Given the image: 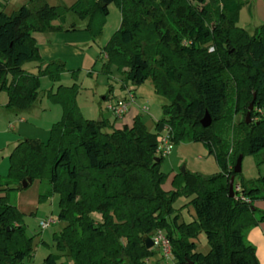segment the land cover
<instances>
[{
	"label": "trees",
	"instance_id": "16d2710c",
	"mask_svg": "<svg viewBox=\"0 0 264 264\" xmlns=\"http://www.w3.org/2000/svg\"><path fill=\"white\" fill-rule=\"evenodd\" d=\"M111 3L121 19L101 48L103 67L115 64L133 86L151 77L155 93L167 101L162 116L154 131L140 114L131 126L115 128L104 117L82 115L73 94L76 83L49 92L62 106L61 119L52 123L46 140L18 139L6 176L0 174V264H24L33 254L23 212L6 193L22 188L28 177L58 192L57 219L65 222L53 233L59 253H49L44 264H147L157 253L146 248L144 237L158 229L170 240L174 264H259L246 233L264 220V210L253 205L264 198V173L246 179L233 170L239 154L253 155L257 165L264 162V23L252 33L237 24L244 0H75L69 7L27 0L10 13L0 3L5 107L14 113L29 109L39 98L40 77L55 81L65 70L57 59L42 67L35 32L81 29L74 21L67 24L72 13L86 20L82 30L94 40ZM30 62L37 64L36 72L24 68ZM205 114L211 123L202 127ZM237 114L242 117L231 148L222 130ZM165 125L173 143L200 141L218 164L213 174L187 169L175 174L173 182L180 180V191L191 196L195 217L188 222L177 221L172 202L179 190L163 189L167 174L159 168L162 157L155 160ZM232 176L239 190L233 186L230 197ZM200 231L207 253L196 250ZM161 259L151 264H168Z\"/></svg>",
	"mask_w": 264,
	"mask_h": 264
},
{
	"label": "rangeland",
	"instance_id": "374dc122",
	"mask_svg": "<svg viewBox=\"0 0 264 264\" xmlns=\"http://www.w3.org/2000/svg\"><path fill=\"white\" fill-rule=\"evenodd\" d=\"M74 1L75 0H48L50 4L60 7H69ZM3 2L2 8L4 12L10 13L16 10L21 4L27 2V0H6ZM241 8L237 24L252 33L257 26L262 24V21L259 18V21L255 20L256 18L252 9L249 12L247 8H243V11H241ZM67 19V22L74 21L78 24L86 23L85 19H81L72 13L67 15ZM120 19L121 13L119 7L115 3H111L109 5L108 14L101 24V32L94 40L86 30L55 31V33L69 35L86 33L87 39L85 40L83 37L79 36L77 41H72L70 44L57 42L56 47L59 56L57 58L45 59L39 49L40 56L44 61L42 67L46 62L54 59L65 62L60 56H66L69 65L75 62L76 57H79V59L81 58V63L79 67L75 65V67L68 68L65 62V70L60 73L59 78L55 81L51 80L48 76L40 77L38 88L40 97L29 109L22 113L23 117L26 119L24 122H19L17 120L18 118H16V114L11 109L5 107L7 100H4L7 98V94L4 90L0 91V121L4 123L2 127L0 126L1 176L5 177L8 172L9 153L18 139L33 137L46 140L49 136L52 123L61 119L63 110L60 102L49 96V92L53 93L58 90L57 87L59 84L70 86L76 83L78 85V88L73 94L75 96V102L85 118L97 119L100 112H102L107 116L109 123L118 124L121 122V119H116L112 114L108 113L106 108H101L99 102H104L101 97L105 94H109L108 98L112 99L122 94L120 83L121 79H123V73L120 72L115 64L107 68L103 67L104 61L97 60L96 58L101 48L119 28ZM39 40L40 39H36L37 46ZM53 43H55V41H52L49 45ZM42 46L44 48L43 50H47L45 43H43ZM46 52L44 53L46 54ZM34 64V62H30L25 64V67L31 68ZM132 88L136 96L133 105L141 111L140 115L144 118L143 122L146 127L150 131H154L155 121L162 116L161 105L167 101L155 93L151 77H148L140 85H132ZM142 107H144L145 110H142ZM241 117L240 114L234 115L232 121L230 120L222 130L223 136L230 137L231 146L229 147L231 148L238 134L237 121ZM250 120L251 117L249 116V121ZM10 123L14 125L13 129L9 128ZM239 135H241V133H239ZM159 168L162 172L167 174L162 184L163 189L179 190L172 202L173 208L175 209L174 214H177V221H191L195 217L194 209L189 203L191 196H187L180 191L179 185L182 184L180 180H178L176 184L173 182L175 174L180 171L182 172V168L202 174H213L217 172L218 164L214 154H209L205 144L200 141H180L173 143L170 154L162 157ZM263 173L264 162L257 165L254 156L246 153L241 161L242 176L246 179H253L259 177ZM48 188L49 185L47 181L40 178H33L31 183L26 187L11 189L6 192L8 201L15 204L19 210L23 212L26 232L33 237V254L30 258L24 259V264H44V258L49 253H59L53 244V233L58 232L65 225V222L57 219L59 194L54 190L47 192ZM260 203L264 204V198L256 199L253 205L261 209ZM94 217L99 219V215L97 214H95ZM45 218H52L55 223L51 224L46 229H41L39 221ZM194 241L197 245V251L202 253L208 252L209 244L206 241L203 231L197 234ZM155 251L157 254L149 258L146 261L147 264H151L158 258L160 259L159 252L156 249ZM61 260H63V258H61ZM161 261L166 263V261L162 259ZM167 263L174 264L173 257Z\"/></svg>",
	"mask_w": 264,
	"mask_h": 264
},
{
	"label": "crops",
	"instance_id": "0c3cea01",
	"mask_svg": "<svg viewBox=\"0 0 264 264\" xmlns=\"http://www.w3.org/2000/svg\"><path fill=\"white\" fill-rule=\"evenodd\" d=\"M3 1H6V0H0V3L4 4ZM244 1H245V3L242 6L241 11H243V8H247V10L249 12L252 9L253 13H254V16L256 18L255 20L259 21V19H260L262 21V23H264V0H244ZM67 21H68V19H66V22ZM55 23H56V21H55ZM67 24H68V22H67ZM76 24H77V27L81 28V29H79V31H81L82 28L85 25V24H78L77 22H76ZM33 35H34V37L36 39H40L39 43H38V46H39V49H40V52H41L42 56L45 59L59 57L58 54H57L58 53V49L56 47L57 46V42L70 44V43H72V41H77L79 39V36L83 37L85 40L87 39L86 38V36H87L86 33H81V34L80 33H75L74 35H69V34H62V33H55V32H47V33H42V32L37 33V32H35ZM52 41L53 42L55 41V43L49 45V43H51ZM43 43H45V47H46L47 50H43L44 49L43 46H42ZM44 52H46V54ZM60 58L65 60V62L68 65V68L75 67V65L79 67V64L81 63V58L79 59V57H76V60H75L74 63H72V65H69V62L66 59V56H60ZM96 58H97V60H102V61L105 60V57H103V55L101 53H98ZM36 67H37L36 63L31 68H26L25 65H24V68L27 71H30V72H36V70H37ZM120 89L122 91V94L117 96V97H114L113 99L112 98H108L109 94H105L104 96H102L101 99H102V101L104 100V102L103 103L99 102L100 107L101 108H103V107L105 108V105L108 102H117V101H120V100L124 99V97L127 95V91H129V90L132 91L135 94L134 89L132 88V85H129V84L125 83V81H123V79H121ZM39 97H40V95H39ZM6 100H7V98H5L4 101H6ZM134 101L128 106L127 111L120 118L114 116L110 111H108L106 109V111L108 113L112 114L116 119H121V122L118 123V124L114 123L113 127L121 128L123 125H128V126L132 125L134 117L137 114H140V112H141L137 107H135L133 105ZM142 110H145L144 107H142ZM22 113L23 112L15 113L16 114V118H18L17 120L19 122H24L26 120L23 117ZM100 117H104V118H106L108 120L107 116L104 115L102 112H100V115H99L98 118H100ZM142 119L144 120L143 117H142ZM3 125H4V123H2V121H0V126L2 127ZM9 128L13 129L14 125L10 123ZM164 190H167V189H164ZM0 195H2V194H0ZM260 207H261V209L264 210V204H261ZM246 239H247V241H249L251 244L254 245L255 254H256V257H257V260H258L259 264H264V220L259 222L258 224H256L255 226H253L252 228H250L247 231Z\"/></svg>",
	"mask_w": 264,
	"mask_h": 264
},
{
	"label": "built area",
	"instance_id": "2783aa9c",
	"mask_svg": "<svg viewBox=\"0 0 264 264\" xmlns=\"http://www.w3.org/2000/svg\"><path fill=\"white\" fill-rule=\"evenodd\" d=\"M212 50V47H210ZM106 57V54H103ZM135 94L132 91H127V95L124 99L117 102H108L105 108L110 111L114 116L120 118L122 117L128 109V106L134 101ZM173 147V141L171 139L170 127L165 125L163 127V132L159 135V140L155 149V155L164 157L170 154ZM235 189L239 190V186L235 184ZM243 200H246L243 196H237ZM55 223L52 218H45L39 221V226L41 229L48 228L51 224ZM153 241V247L159 252V256L163 261L169 262L173 257L171 250V243L166 233L162 229L154 231L150 236Z\"/></svg>",
	"mask_w": 264,
	"mask_h": 264
},
{
	"label": "water",
	"instance_id": "95a60500",
	"mask_svg": "<svg viewBox=\"0 0 264 264\" xmlns=\"http://www.w3.org/2000/svg\"><path fill=\"white\" fill-rule=\"evenodd\" d=\"M251 109H252V103L249 104L248 111L245 115V119L247 122H249V116H250ZM210 123H211L210 116L208 114H205V116L200 121L201 126L207 127L210 125ZM242 157H243V155L239 154L236 161H235L234 169H233L235 173H238L241 171ZM155 160L159 161L158 157H155ZM182 172H184V168H182ZM28 183H31V178H29V177L27 179L22 180V187H26L28 185ZM233 186H234V177L232 176L229 180V195H230V197L233 196ZM144 243H145V246L147 249H150L153 247V241L149 235H146L144 237Z\"/></svg>",
	"mask_w": 264,
	"mask_h": 264
}]
</instances>
